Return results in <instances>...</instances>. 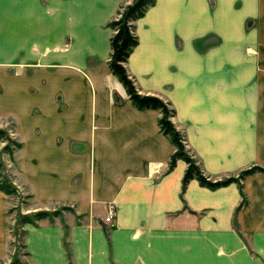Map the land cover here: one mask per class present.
<instances>
[{
    "label": "crops",
    "instance_id": "crops-1",
    "mask_svg": "<svg viewBox=\"0 0 264 264\" xmlns=\"http://www.w3.org/2000/svg\"><path fill=\"white\" fill-rule=\"evenodd\" d=\"M131 1L0 0V61L20 56L30 64L16 72V85L53 58L68 66L96 61L101 44L110 50L108 23ZM135 33L127 69L143 93L180 98L173 122L203 171L224 178L264 167V0H155ZM27 46L43 53H23ZM97 68L90 66L89 80L98 98L72 69L62 74L71 90L59 100L52 91L43 108L23 107V96L40 94L17 90L13 109L28 121L19 132V185L32 211L70 209L20 224L27 263L264 264V172L245 176L241 191L236 183L210 190L195 179L182 191L187 165L177 160L168 170L174 146L159 130L160 113L138 110L109 69ZM158 73L161 88L153 86ZM113 87L125 102L115 101ZM153 162L163 169L149 178ZM8 201L0 191V264L10 258Z\"/></svg>",
    "mask_w": 264,
    "mask_h": 264
},
{
    "label": "rangeland",
    "instance_id": "rangeland-1",
    "mask_svg": "<svg viewBox=\"0 0 264 264\" xmlns=\"http://www.w3.org/2000/svg\"><path fill=\"white\" fill-rule=\"evenodd\" d=\"M62 7L63 6L61 5V8ZM182 17L183 19H185V21L188 20V18L190 19V16L188 14L187 15L183 14ZM193 17L195 22V15ZM250 23L251 22H248L247 24L248 28L251 25ZM134 26H135V22H134ZM88 31L89 29L87 27V32ZM136 35L139 36L138 34ZM216 39L219 40L218 37H216ZM68 44H69L68 41L61 44L60 46L57 47L56 51L62 52L68 49L69 46ZM36 49L38 50L39 54L43 53V48L41 46L35 48V50ZM24 50L27 53H29L30 51H35L32 50L30 46L24 47L22 50L23 53ZM99 50L100 53L97 54L98 55L97 57L95 56L96 61H92L90 59L87 63L77 62L78 66L75 64L74 66H68L67 63H64L66 61H63L62 58L61 59L53 58L54 63H49L45 65L44 63L41 65L34 64L33 67L35 68L36 66V70L34 71L33 69V71H31L32 73L30 74V78L28 81L21 80L20 85H22L23 88L29 87V92H32L31 90L37 91L40 94V96H38L37 98L33 97V94L31 96H23L22 98L23 102H21V105L24 107L26 106L24 104H29V103L35 105L40 104V106L43 108V105L46 106L49 105L48 96L49 93H52V91H56L58 93L57 96L55 97L56 100L57 99L59 100V98H61L62 95L64 96V94H66L67 91L71 90L70 88L71 85L68 84V81L62 79L63 77L62 74L65 69L77 70L79 74L87 78L88 79L87 92L93 98H98L100 95V88L98 86L97 81H93L92 79L89 80L91 77L90 66L97 65L98 68L96 71L101 74L107 72L108 55L110 53L107 44L106 45L101 44ZM19 57L18 60L12 58L7 63L0 61V131L3 132V135L0 136V182L9 183L12 186H14V188H16V194H10V195L6 194L7 197L9 198L7 204L6 218L9 227L8 232L9 235H11L9 239L10 258L7 259L6 262L2 264H28L26 261L27 260L25 256L26 253L24 249V234L23 231L20 229V224H22L21 220L23 217L32 218V216L37 212H45L47 216L44 218L52 219V217H60L63 211L70 210L69 208H65V207H57L55 210L35 209L34 211H32L33 205H32V201L30 200V196L26 195L19 185L20 179H19V175L16 173V171L19 170V166L17 164V151H19L22 147L21 137L19 136L21 134H19V132L23 131L22 125L28 124V121L26 117L23 116V111H20L18 114V112L13 109L16 103L21 101V95L17 92V90L19 92L21 90L22 92L23 89L22 87L21 88L19 87L20 85L18 84L16 85L15 82L17 81L16 72L19 70V68L23 66L27 68L30 65L27 63L23 64L19 59ZM93 62L96 63L93 64ZM134 62L135 59L132 58L129 63L130 65H132ZM6 76L7 78H5ZM25 76L26 74L24 75V77ZM20 79H22V75L20 76ZM160 81H161V75L159 76L158 73L156 78V83H154L153 86H155V88H161ZM6 88L8 89L9 92L7 96H5L4 94ZM113 89H115L113 92V98L117 96L115 101L125 102V98L120 96L118 89L114 87ZM139 90L140 93H143L141 91V88H139ZM11 93L14 94L13 97ZM15 94H17V97L15 96ZM170 99L168 98V100L166 99V101L171 102L172 104L171 106L173 108L176 107L177 105L182 104V101L180 100L179 97L173 96L170 97ZM46 109L44 110L47 113ZM41 111H43V109ZM159 117L160 116H158V118Z\"/></svg>",
    "mask_w": 264,
    "mask_h": 264
},
{
    "label": "trees",
    "instance_id": "trees-1",
    "mask_svg": "<svg viewBox=\"0 0 264 264\" xmlns=\"http://www.w3.org/2000/svg\"><path fill=\"white\" fill-rule=\"evenodd\" d=\"M154 4L155 0H132L129 4L122 6L116 18L108 23V26L113 30L109 39L110 54L107 62L108 69L124 88L127 99L138 110L151 109L160 113V117L157 120L159 130L164 136L168 137L174 146V152L171 154L168 162V170L174 168L177 160H182L187 165L181 179L182 191L185 190L187 184L192 179H195L200 186L210 190L236 183L241 191V182L245 176L255 172H264V167L252 166L241 170L236 175L224 178H212L207 175L203 171L198 159L187 146L185 133L179 130L172 121V118L175 116V110L171 107L170 102L155 94L140 93L135 78L127 69V59L138 44L134 22L143 17L147 9ZM2 135L3 132L0 131V136ZM0 191L8 195L16 194V188L9 183L0 182ZM46 216L45 212H37L32 218L23 217L21 222L33 223L35 220Z\"/></svg>",
    "mask_w": 264,
    "mask_h": 264
},
{
    "label": "built area",
    "instance_id": "built-area-1",
    "mask_svg": "<svg viewBox=\"0 0 264 264\" xmlns=\"http://www.w3.org/2000/svg\"><path fill=\"white\" fill-rule=\"evenodd\" d=\"M163 169V165L159 162H153L149 164L146 176L149 178H153L156 175L161 173ZM115 212V205L113 203L109 204L108 206V215L105 218L106 222H110Z\"/></svg>",
    "mask_w": 264,
    "mask_h": 264
}]
</instances>
